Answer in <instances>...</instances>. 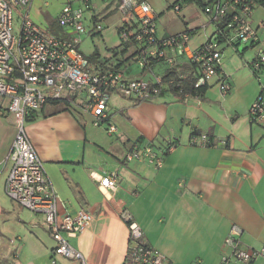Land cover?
Listing matches in <instances>:
<instances>
[{"label": "crops", "instance_id": "obj_1", "mask_svg": "<svg viewBox=\"0 0 264 264\" xmlns=\"http://www.w3.org/2000/svg\"><path fill=\"white\" fill-rule=\"evenodd\" d=\"M63 3L54 6L53 0H31L28 16L34 23L47 21L49 32L63 35L55 20ZM41 8L47 9L46 14L41 15ZM184 30L190 35L195 31L190 26L180 31ZM134 49L126 46L123 52L120 71L126 78L149 80L164 71L162 63L142 70L133 57ZM131 63L140 69L131 68ZM182 68L186 69V64L181 60L178 69ZM132 71L135 77H131ZM230 72L231 81L225 74ZM257 72L251 63H232L229 68L220 64L202 95L186 101L169 90L141 102L127 97L113 110L108 107L109 121L115 128L111 133L104 125L95 126L88 113L72 112L60 104L50 102L35 112L26 122V131L63 201L60 211L72 213L83 208L93 213L91 223L68 238L82 253L84 264H122L128 229L121 211L140 225L144 239L164 255L166 264H217L230 252L223 240L233 223L241 227L243 247H264V118L255 119L248 111L258 93L264 91L255 81ZM221 75L229 83L227 93L215 87L208 92ZM2 105L0 102L3 264H82L54 254L55 241L46 231L42 215L24 210L4 195L8 170L4 159L15 129L11 114L9 126L2 124L1 116L8 114ZM200 133L209 136L208 145L190 142L192 134ZM168 140L174 147L165 151ZM135 141L140 145L153 142L162 158L158 168L144 160L125 159ZM110 171L118 175L114 190L100 189L90 177V172ZM228 264H264V257L256 256L249 262L230 260Z\"/></svg>", "mask_w": 264, "mask_h": 264}, {"label": "built area", "instance_id": "obj_2", "mask_svg": "<svg viewBox=\"0 0 264 264\" xmlns=\"http://www.w3.org/2000/svg\"><path fill=\"white\" fill-rule=\"evenodd\" d=\"M75 1L86 4L90 0H67L56 16V24L64 34H54L41 28L28 16L27 7L31 0H0V96L7 99L6 111L11 114L14 136L4 162L8 170L4 179V193L17 205L43 217V225L55 241L53 253L67 259L80 260L82 253L72 247L68 238L80 234L92 221L93 213L87 209H77L69 213L60 211L62 199L54 191L43 162L36 154L26 131V115L39 111L53 101L66 100L70 104L82 103L86 113L92 116L95 126L104 125L108 133L114 131L109 121L108 99L112 91L125 97L150 100L164 89L181 93V99L198 97L190 92H182L185 74L179 71L180 61L196 68L190 83L194 89L207 86L219 72L220 43H257L256 28L249 17L257 7L264 8V0H203V11L217 27V32L195 48L188 44L190 32L180 31L166 36H158L155 28V14L147 0H115L116 8L124 17H133L137 27H125L119 32L120 41H133L137 53L133 56L140 67L149 63H165L175 71L163 78L162 73L153 74L149 80L126 78L122 71L111 65L92 61L79 50L81 34L85 32L83 10ZM175 10L179 4H173ZM18 18V30L14 20ZM220 23L221 27L215 23ZM98 29L99 24H95ZM110 63V62H109ZM255 69L259 63H252ZM221 75L217 82L221 93H227L229 83ZM249 113L254 118H264V91L258 93L250 105ZM192 144L208 145L205 133L192 134ZM174 143L168 140L165 151H170ZM126 160H144L153 168L162 163L153 142L140 145L133 142L125 153ZM100 189H116V172H90ZM121 219L128 229V248L122 264H166L164 255L144 239L140 225L125 211ZM241 227L231 224L223 244L229 254L221 257L217 264H228L230 260L249 262L256 256L264 257V247L245 248L241 245ZM54 263V260H51Z\"/></svg>", "mask_w": 264, "mask_h": 264}, {"label": "rangeland", "instance_id": "obj_3", "mask_svg": "<svg viewBox=\"0 0 264 264\" xmlns=\"http://www.w3.org/2000/svg\"><path fill=\"white\" fill-rule=\"evenodd\" d=\"M46 1L49 2V0ZM53 1L54 6H56L67 0ZM147 2L151 5L152 12L155 14V28L159 37L164 32L173 34V32L175 33L190 26V28H193L195 31L190 35L188 44L191 48H195L197 45L204 42L206 37L215 29L214 23L209 20L201 7L193 0H147ZM174 3L180 5L179 10L174 9ZM76 4H79L82 7L83 24L85 27V32L81 34L79 50L85 55H90L94 52L101 56H109V48H113L120 43L117 27L122 23V18L124 17L116 8L115 0H90L89 4L82 1H75L74 5ZM46 10L47 9L45 8H41V15L46 14ZM29 17L32 19L31 16ZM126 19L128 20L130 18L127 16ZM133 20H135L134 17ZM249 21L252 26L256 28L259 41L252 46L250 42L239 43L237 44V50L232 45L220 43L218 45L219 49L222 48L220 52V64L223 66L226 65L227 68H229L232 63H251V67L254 69L252 63H259V67L255 70L256 72L258 71L257 76H259L260 82L258 83L259 80L257 76L254 78L260 88L262 85L264 86V8H255L252 15L249 17ZM35 23L41 28H46L48 26L47 21L43 20L38 22L35 21ZM19 24L20 20L16 18L14 20L15 30H18ZM95 24H99L98 29L95 27ZM130 66L133 69H140L136 63H131ZM129 73L131 74V77H135V71ZM225 74L227 75L226 78L231 81L232 73L230 72V75L227 73ZM212 87L219 90L218 82H215L210 86L208 92ZM123 100H128V98L116 91H112L108 99V107L111 106L113 110L117 107L118 103ZM0 102H2V106L6 105L4 97L0 96ZM8 114L7 116H1V120L3 121L2 124L7 126H9L11 119L10 114ZM7 199L13 203L8 197ZM24 210L27 209L24 208ZM0 263H4L1 258Z\"/></svg>", "mask_w": 264, "mask_h": 264}, {"label": "trees", "instance_id": "obj_4", "mask_svg": "<svg viewBox=\"0 0 264 264\" xmlns=\"http://www.w3.org/2000/svg\"><path fill=\"white\" fill-rule=\"evenodd\" d=\"M193 1H195L201 7V9H203V3H204L203 0H193ZM176 4H178V3H176ZM215 24L218 26V28L221 27L220 23L217 22ZM125 27H128L130 30H132L133 28L137 27L136 19L133 20V19L130 18V19L127 20L126 17H123L122 18V23L117 27V33L119 34V32L122 29H124ZM216 32H217V27H215L214 31L210 34V36H208L207 39H209L211 36H213ZM133 43L134 42L131 41V40H128L126 42L120 41L119 45H117V46H115L113 48H109V52L111 53L110 56H105L104 58L99 59V60L95 57V56H97V53H94V52H92L90 55H87V57L90 58L92 61L103 62V63H101L102 65L110 64L113 69L121 70L122 65L124 64L123 62L125 60V57H123V52L126 51V46H130V47L135 46ZM237 44L238 43H234V47H235L236 50H237ZM252 45L253 44H251V46ZM132 53H133V56H134L137 53V49H134V51H132ZM118 54H122V55L118 56ZM154 64L155 63H149V66H152ZM162 64L165 66L164 67V71L162 72L164 79H166V76H168L170 73H175L176 70L175 71L169 70V68L166 66L165 63H162ZM185 64H186V69L182 68V69H179V71H176L177 73L181 72V73L186 75L185 78L183 79L184 82H183L182 92H187L188 91L191 94H194V95H197V96H201L202 95V91H203V89L206 86H203V87L198 88V89H194L192 86H190V83H191L192 78H193L192 73L196 72V68L194 67V65H192L190 63H185ZM177 67H178V64H177ZM141 68L143 70V69H145L147 67H141ZM219 70H220V68H219ZM168 90L170 91L171 87L162 90L160 92V94H163L165 91H168ZM180 95H181V93L177 94V97H178L179 100L181 99ZM141 101H143V100H138L136 102H141ZM51 103L60 104L63 108H66V109H69V110L72 109L71 110L72 112H77V113L86 112L82 103H78V105H72V104L68 103L66 100H63V101L57 100V101H53ZM35 112H38V111L30 112V113H28L26 115V122L29 121V120H32L34 118Z\"/></svg>", "mask_w": 264, "mask_h": 264}]
</instances>
